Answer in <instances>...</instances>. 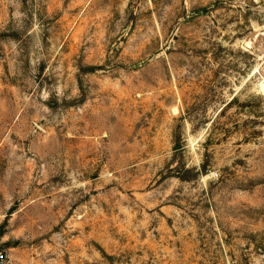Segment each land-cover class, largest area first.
Segmentation results:
<instances>
[{
  "label": "rangeland",
  "instance_id": "374dc122",
  "mask_svg": "<svg viewBox=\"0 0 264 264\" xmlns=\"http://www.w3.org/2000/svg\"><path fill=\"white\" fill-rule=\"evenodd\" d=\"M0 264H264V0H0Z\"/></svg>",
  "mask_w": 264,
  "mask_h": 264
},
{
  "label": "built area",
  "instance_id": "2783aa9c",
  "mask_svg": "<svg viewBox=\"0 0 264 264\" xmlns=\"http://www.w3.org/2000/svg\"><path fill=\"white\" fill-rule=\"evenodd\" d=\"M3 258H4V255H3V253H0V261H2V260H3Z\"/></svg>",
  "mask_w": 264,
  "mask_h": 264
}]
</instances>
